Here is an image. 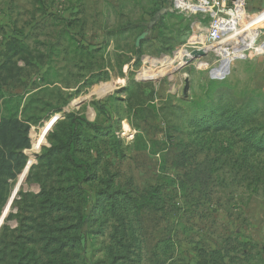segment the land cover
<instances>
[{"label":"rangeland","instance_id":"obj_1","mask_svg":"<svg viewBox=\"0 0 264 264\" xmlns=\"http://www.w3.org/2000/svg\"><path fill=\"white\" fill-rule=\"evenodd\" d=\"M247 11L210 43L174 0H0V264H264Z\"/></svg>","mask_w":264,"mask_h":264},{"label":"built area","instance_id":"obj_2","mask_svg":"<svg viewBox=\"0 0 264 264\" xmlns=\"http://www.w3.org/2000/svg\"><path fill=\"white\" fill-rule=\"evenodd\" d=\"M250 1L254 0H180V4L174 0V7L180 13L192 14L196 16H205L209 18V32L208 41L210 43H219L222 38V32L230 29L234 14L238 9H242L244 14L248 17V5ZM189 3L199 4L206 10H195L188 8ZM230 3V4H229ZM231 5V7H229ZM241 17V18H242Z\"/></svg>","mask_w":264,"mask_h":264},{"label":"bare ground","instance_id":"obj_3","mask_svg":"<svg viewBox=\"0 0 264 264\" xmlns=\"http://www.w3.org/2000/svg\"><path fill=\"white\" fill-rule=\"evenodd\" d=\"M177 1V4H180V0H176ZM186 5H188V8H190V9H192L193 11H195V10H206L205 8H203L201 5L199 6V4L197 3V4H193V3H189V4H186ZM235 14H237V16H238V19H241V17H242V15L244 14V12L242 11V9H238V11L235 13ZM242 18H245V16H243ZM249 21H247V23H248ZM246 23V24H247ZM239 24H240V22H239ZM256 24V23H255ZM252 25V24H251ZM255 26V25H254ZM262 26H260L259 28H261ZM227 33H228V31H223L222 32V38H221V40H223L226 36H227ZM250 34V37H251V39H252V42L254 41V38H253V36H252V34L251 33H249ZM233 40H234V38H233ZM231 41H232V39H231ZM251 42V43H252ZM228 43V42H227ZM225 44V45H227L228 46V44ZM250 43V42H249ZM230 45H231V43H230ZM235 45V44H234ZM228 65H229V60L227 59V60H225L223 63H222V65H221V70L223 71V72H227V70H228Z\"/></svg>","mask_w":264,"mask_h":264},{"label":"water","instance_id":"obj_4","mask_svg":"<svg viewBox=\"0 0 264 264\" xmlns=\"http://www.w3.org/2000/svg\"><path fill=\"white\" fill-rule=\"evenodd\" d=\"M14 198H15V196L12 197V200H11V202H10V205L12 204V201H13Z\"/></svg>","mask_w":264,"mask_h":264}]
</instances>
